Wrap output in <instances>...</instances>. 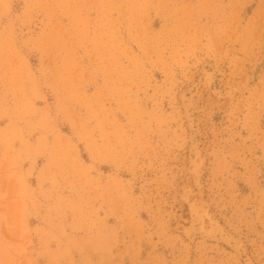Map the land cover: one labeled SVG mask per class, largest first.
Instances as JSON below:
<instances>
[{
	"label": "rangeland",
	"instance_id": "374dc122",
	"mask_svg": "<svg viewBox=\"0 0 264 264\" xmlns=\"http://www.w3.org/2000/svg\"><path fill=\"white\" fill-rule=\"evenodd\" d=\"M0 264H264V0H0Z\"/></svg>",
	"mask_w": 264,
	"mask_h": 264
},
{
	"label": "bare ground",
	"instance_id": "6f19581e",
	"mask_svg": "<svg viewBox=\"0 0 264 264\" xmlns=\"http://www.w3.org/2000/svg\"><path fill=\"white\" fill-rule=\"evenodd\" d=\"M251 68H252V67H251ZM247 74H248V73H247ZM190 98H191V97H190ZM190 98H189V99H190ZM190 103H191V102H190ZM187 105H188V104H187ZM187 107H188V106H187ZM186 111H187V109H186ZM189 116H190V113H189ZM191 120H192V119L190 118V121H191ZM187 122H188V121H187ZM191 124H192V123H190V125H191ZM192 137H193V136H192ZM194 154H195V153H194ZM197 155H198V154H197ZM195 157H196V155H195ZM195 157H194V158H195ZM194 160H195V159H194ZM191 163H192V162H191ZM194 168H195V167H194ZM199 174H200V173H199ZM196 178H197V177H196ZM194 216H195V215H194ZM196 217H197V216H196ZM215 223H216V222H215ZM203 226H204V225H203ZM218 226H219V225H217V227H218ZM220 226H221V225H220ZM220 226H219V228H220ZM191 227H192L191 229L194 230L195 227H196V225H195V226L192 225ZM214 227H215V226H214ZM217 227H216V228H217ZM211 228H212V227H211ZM219 228H218V229H219ZM212 229H213V228H212ZM199 230H201V229H199ZM214 230H215V229H213V231H214ZM192 232H193V231H192ZM202 232H203V231H202ZM214 232H216V231H214ZM218 232H219V230H218ZM225 232H226V231H225ZM210 233H211V232H210ZM220 233H221V232H220ZM223 233H224V232H223ZM206 234H207V233H206ZM208 234H209V233H208ZM212 235H213V234H212ZM223 235H224V234H223ZM223 235H221V236H223ZM226 235H227V234H226ZM214 236H215V235H214ZM219 236H220V234H219ZM224 237H227V236L224 235ZM230 237H231V235H230ZM233 237H234V236H233ZM233 237H232V238H233ZM221 238H223V237H221ZM235 238H236V237H235ZM229 239H230V238L228 237V240H229ZM233 239H234V238H233ZM233 239H232V241H233ZM225 240H227V239H225ZM240 245H241V244H240ZM240 247H241V246H240Z\"/></svg>",
	"mask_w": 264,
	"mask_h": 264
}]
</instances>
